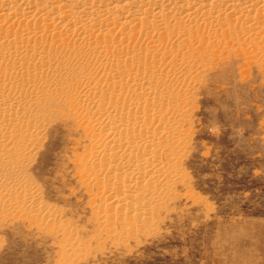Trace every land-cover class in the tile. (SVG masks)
Here are the masks:
<instances>
[{"label":"rangeland","instance_id":"1","mask_svg":"<svg viewBox=\"0 0 264 264\" xmlns=\"http://www.w3.org/2000/svg\"><path fill=\"white\" fill-rule=\"evenodd\" d=\"M206 42L185 90L167 97L165 197L141 230L83 181L89 142L60 102L44 108L39 143L24 144V186L0 197V264H264V50Z\"/></svg>","mask_w":264,"mask_h":264},{"label":"bare ground","instance_id":"2","mask_svg":"<svg viewBox=\"0 0 264 264\" xmlns=\"http://www.w3.org/2000/svg\"><path fill=\"white\" fill-rule=\"evenodd\" d=\"M206 41L264 50V0H0V197L24 186V144L39 143L44 108L62 102L89 142L83 181L138 231L165 197L167 97L185 90Z\"/></svg>","mask_w":264,"mask_h":264}]
</instances>
